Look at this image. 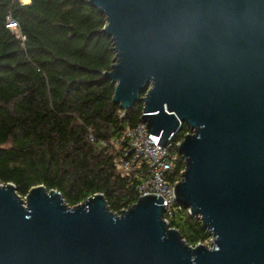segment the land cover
I'll return each instance as SVG.
<instances>
[{"label":"water","instance_id":"obj_1","mask_svg":"<svg viewBox=\"0 0 264 264\" xmlns=\"http://www.w3.org/2000/svg\"><path fill=\"white\" fill-rule=\"evenodd\" d=\"M106 19L113 104L167 146L180 130L174 193L212 246L189 245L163 197L120 214L103 194L71 207L39 185L0 182V264H264V0H89ZM145 94V96H142Z\"/></svg>","mask_w":264,"mask_h":264},{"label":"trees","instance_id":"obj_2","mask_svg":"<svg viewBox=\"0 0 264 264\" xmlns=\"http://www.w3.org/2000/svg\"><path fill=\"white\" fill-rule=\"evenodd\" d=\"M105 26L89 0H0V182L22 198L43 185L74 207L101 193L117 214L139 199L140 180L122 177L103 145L143 114L142 103L128 111L113 104L104 74L116 53ZM189 133L183 125L173 139V181L185 170L178 144ZM169 225L191 246L211 240L183 206Z\"/></svg>","mask_w":264,"mask_h":264},{"label":"built area","instance_id":"obj_3","mask_svg":"<svg viewBox=\"0 0 264 264\" xmlns=\"http://www.w3.org/2000/svg\"><path fill=\"white\" fill-rule=\"evenodd\" d=\"M8 27L16 29L17 24L11 21ZM182 126L180 124L178 128ZM173 139L169 140L167 146L159 145L160 138L151 134L146 124L140 122L134 128H126L118 138L103 144L116 155L114 166L122 177L140 180L137 188L139 197L154 194L165 199L162 205H166L164 218L168 223L182 206L174 193L180 180H172L177 160Z\"/></svg>","mask_w":264,"mask_h":264},{"label":"rangeland","instance_id":"obj_4","mask_svg":"<svg viewBox=\"0 0 264 264\" xmlns=\"http://www.w3.org/2000/svg\"><path fill=\"white\" fill-rule=\"evenodd\" d=\"M28 2H29V1H27V0L24 1V3H28ZM178 153H179V152H178ZM23 199H24V198H23ZM205 245L211 247V246H212V239H211L208 243H206Z\"/></svg>","mask_w":264,"mask_h":264}]
</instances>
